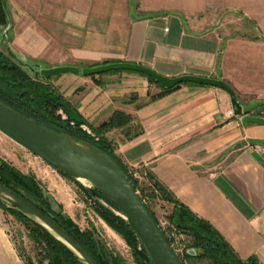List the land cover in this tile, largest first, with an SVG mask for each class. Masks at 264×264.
Masks as SVG:
<instances>
[{
    "label": "crops",
    "instance_id": "1",
    "mask_svg": "<svg viewBox=\"0 0 264 264\" xmlns=\"http://www.w3.org/2000/svg\"><path fill=\"white\" fill-rule=\"evenodd\" d=\"M201 2L6 0L11 45L26 58L51 66L132 61L170 77L222 78L249 114L264 103V37L226 39L206 29L211 22L194 16ZM52 82L90 126L112 121L108 132L125 164L149 167L240 257L264 264V152L254 148H264V124L234 114L217 87L182 84L138 107L161 91L142 74L64 73ZM3 217L0 208V264H25Z\"/></svg>",
    "mask_w": 264,
    "mask_h": 264
},
{
    "label": "trees",
    "instance_id": "2",
    "mask_svg": "<svg viewBox=\"0 0 264 264\" xmlns=\"http://www.w3.org/2000/svg\"><path fill=\"white\" fill-rule=\"evenodd\" d=\"M159 13L160 12H151L150 15ZM7 22V11L0 0V25L7 26ZM4 48L5 50L0 46V100L43 125L62 133L71 134L79 139H85L108 152L126 171L133 186L139 191L142 200L152 210L156 217L157 215L149 201L156 202L160 200L172 204L166 218L173 227L179 230V232L191 236L192 244H190L189 247L198 249L194 255L186 253L188 259L194 261L208 260L211 264H260L258 257L255 255L246 259L240 257L222 233L211 222L200 217L186 204L175 197L168 186L164 184L152 170L149 168H146L144 171L142 170L145 174V179L143 181L134 178L127 165L123 163L116 153V147L113 146L106 137L101 135V138L96 140L88 136L84 131L78 129V127H71L69 121L74 120L78 125L83 121H79L76 118L79 116L77 110L71 106L70 102L52 85L51 80L58 75L48 79H45L42 75L36 77L29 67L19 62L16 55L6 43ZM113 72H134L142 74L140 72L127 70H114L106 73ZM104 74L105 73L97 75ZM91 76L94 77L96 75ZM147 77L150 83L160 87L161 91L158 93L149 91L147 99L138 103V107L149 104L182 85H177L171 89H163L156 80L150 76ZM185 84L200 85L195 83ZM134 99H136V97H134ZM259 105L264 106V103L262 102ZM60 109H63L69 114L70 119H68L67 122H64L61 114L58 113ZM111 127L112 121L94 127V130L98 134H103L105 130ZM61 173L76 181L79 188L89 198L95 201L94 203L96 204L97 210L100 211L101 215L112 227L123 235L126 243L133 249L136 264H153L144 260L134 250L138 245L142 246L143 249L145 248L126 219L115 213L113 209L104 206L100 201L96 200L95 194L78 180L63 172ZM0 183L12 189L18 195L33 203L47 214H50L56 222L80 242L98 264H128L119 254L107 247L99 238H96L93 230H81L70 216L64 214L61 210H55L51 201L44 196L43 189L40 188L39 182L34 176L28 175L10 163L0 160ZM100 197L105 199L116 211H119L117 206L106 196L100 194ZM0 208H2L5 213L12 214L14 218L27 225L29 231L27 235L30 240L44 247L39 253L41 259L38 260V264H85L46 228L15 207L7 204L1 198ZM166 233L168 234L167 231ZM18 251L25 264H34V260L31 257H26L19 248Z\"/></svg>",
    "mask_w": 264,
    "mask_h": 264
},
{
    "label": "water",
    "instance_id": "3",
    "mask_svg": "<svg viewBox=\"0 0 264 264\" xmlns=\"http://www.w3.org/2000/svg\"><path fill=\"white\" fill-rule=\"evenodd\" d=\"M8 16L6 0H1ZM114 70L135 71L150 76L163 89L185 83L217 87L230 97L234 114L245 121L264 124V116L246 114L233 87L224 79L196 74L170 77L152 67L132 61H113L94 66L55 65L35 70V76L48 79L64 73L91 76ZM0 131L64 174L87 181L96 196L103 194L118 208L136 232L145 249L135 251L153 264H183L158 218L142 200L119 162L99 146L68 133L56 131L0 100ZM0 198L46 228L85 264H98L91 254L50 215L0 183ZM194 255L192 250L188 251Z\"/></svg>",
    "mask_w": 264,
    "mask_h": 264
},
{
    "label": "rangeland",
    "instance_id": "4",
    "mask_svg": "<svg viewBox=\"0 0 264 264\" xmlns=\"http://www.w3.org/2000/svg\"><path fill=\"white\" fill-rule=\"evenodd\" d=\"M201 3L205 9L203 11H197L194 13V16L201 18L206 17L211 22L210 26H207L206 29L216 28V30L221 32V35H223L226 39H229L230 37L240 38L248 36L259 37L260 40H262V37H264V0H202ZM13 25L14 22L9 13L7 26L0 25L1 48L5 50L4 45L6 43L16 55L19 62L29 67L34 72V74L35 70L51 67V65L45 60L39 58H26L13 49L11 45L12 34L14 33ZM103 63L104 62L87 64L85 62H78L77 65L83 67L94 66ZM106 74L112 73H105L104 75ZM104 75L96 76L101 77ZM56 77H53L52 80H55ZM52 85L60 94L63 95L66 100H68L53 82ZM155 88H158V86L155 85ZM71 106L73 105L71 104ZM252 107L253 108L250 109L249 114L264 116V106L258 105ZM58 113L61 114L62 120L64 122H67L68 119H70L69 114L63 109H60ZM79 116L76 118L83 122L78 125L76 121L71 120L69 121L71 127H78V129L84 131L88 136L95 138L96 140H99L101 135H103L113 146L116 147L117 153V144L119 141L111 136V134L108 132L110 131L109 129L105 130L103 134H98L94 130V127L90 126L84 117H82L80 114ZM0 160L10 163L28 175L34 176L39 182L40 188L43 189L42 191L44 196L51 201L55 210H61L64 214L70 216L81 230H93L96 238H99L107 247L119 254L128 264H136L133 255V249L126 243L123 235L106 221V219L101 215L100 211L97 210L96 204L94 203L95 201L89 198L79 188L76 181L63 175L59 170L49 165L46 161L11 139L2 131H0ZM127 167L129 168V171L133 177L134 175L132 172H134V170L141 172L142 177L140 179L138 177H134L140 181L145 179V174L142 172V170L144 171L146 168H149L147 166L128 165ZM79 182L84 185L90 184L84 180ZM95 197L96 200L100 201L104 206L113 209V211L116 213V210L112 208L105 201V199L96 195ZM149 202L153 207L158 219L160 221H167L169 227V230L167 231L168 234L170 235V232L175 231L174 242L176 241V245L181 247L178 250V254L182 262H184L183 264H211L208 260L194 261L186 257V253L190 254L188 252L189 250L197 252L198 249L189 247V245L192 244L191 236L179 232V230H177L175 227H172L166 218L172 204L160 200L156 202ZM2 211L4 216L3 222L8 230V234L13 239L17 248H19L26 257H31L34 260V264H38V260L41 259L39 253L44 247L30 240L29 236L27 235L29 232L27 225L14 218L12 214L5 213L3 209ZM137 248L143 249L140 245H138Z\"/></svg>",
    "mask_w": 264,
    "mask_h": 264
},
{
    "label": "built area",
    "instance_id": "5",
    "mask_svg": "<svg viewBox=\"0 0 264 264\" xmlns=\"http://www.w3.org/2000/svg\"><path fill=\"white\" fill-rule=\"evenodd\" d=\"M254 148H255V150H257V151H263V152H264V148H263L262 146H260V145H255ZM132 173H133L134 177H138L139 179L142 177L140 171L137 172V171L134 170V172H132ZM159 223H160V225L162 226V228L165 230V232L169 230V227H168V223H167V221H160V220H159ZM172 227H173V226H172ZM172 229H173V228H172ZM170 233H171L170 235H168V234H167V235L169 236V238L171 237L170 239H171L172 245H173L175 251H176L177 254H178V250H179L181 247L176 245V241L174 242L175 231H172V232H170ZM172 238H173V241H172ZM178 255H179V254H178Z\"/></svg>",
    "mask_w": 264,
    "mask_h": 264
}]
</instances>
